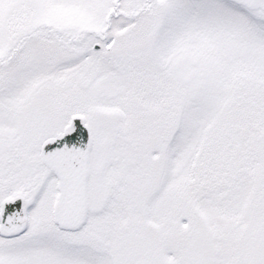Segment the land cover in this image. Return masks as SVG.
Listing matches in <instances>:
<instances>
[{
	"label": "snow or ice",
	"instance_id": "6c2138e0",
	"mask_svg": "<svg viewBox=\"0 0 264 264\" xmlns=\"http://www.w3.org/2000/svg\"><path fill=\"white\" fill-rule=\"evenodd\" d=\"M0 264H264V0H0Z\"/></svg>",
	"mask_w": 264,
	"mask_h": 264
}]
</instances>
